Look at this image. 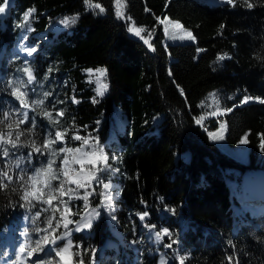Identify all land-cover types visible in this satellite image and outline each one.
I'll return each instance as SVG.
<instances>
[{
  "label": "trees",
  "instance_id": "1",
  "mask_svg": "<svg viewBox=\"0 0 264 264\" xmlns=\"http://www.w3.org/2000/svg\"><path fill=\"white\" fill-rule=\"evenodd\" d=\"M224 1L222 6H213L206 0H14L0 40L12 46L21 14L34 10L29 41L37 45V54L30 66L48 68L50 62L52 76L44 80L34 101L36 123L20 126L0 121V133L16 141V133L21 132L17 147L28 152L51 142L45 149L48 161L55 163L48 169L47 161L43 171L44 182L50 181L51 188L44 186L47 194L41 202L36 198L41 206L44 199L54 198L59 186L54 131L65 132L70 149H80L71 179L75 182H70L64 199L74 223L58 228L55 222V232L72 234V241L81 245L84 264L97 257L106 233L101 219L91 224L92 238L80 233L86 227L84 203L99 214L102 210L77 187L78 174L91 169L83 157V140L72 137L103 143L111 130L115 141L108 151V174L116 176L112 181L119 187L120 209L113 217L114 229L123 241L131 239L132 227L141 229L143 236L147 232L151 221L140 219L144 207L151 215L167 207L188 223L180 236L191 249L185 264H264V214L241 220L242 211L235 216L230 205V190L235 197L246 194L241 187L247 172L264 173V0ZM118 11L122 16H117ZM73 16L75 23H61ZM51 22L62 27L61 32L50 31ZM165 22H178L191 33V40L165 43ZM130 28L143 31L137 36ZM221 56L224 59L219 60ZM19 67V60L5 52L0 76L6 86L3 89L0 84V105L3 93L9 101L13 99L9 87ZM88 69L106 71L105 95L95 96L86 84L83 73ZM214 91L223 103L220 116L197 123L200 104ZM45 93L59 98L63 115L57 114ZM245 97L249 102L241 103ZM115 108L126 118L123 132L111 122ZM220 123L229 147L246 138L247 163L232 159L210 140L209 131ZM52 173L57 179H51ZM19 198L17 191L0 188V220ZM13 207L18 213L17 206ZM47 215L42 210L39 222L53 230L55 220ZM64 216L70 215L64 211ZM145 263L152 264L149 259Z\"/></svg>",
  "mask_w": 264,
  "mask_h": 264
},
{
  "label": "rangeland",
  "instance_id": "2",
  "mask_svg": "<svg viewBox=\"0 0 264 264\" xmlns=\"http://www.w3.org/2000/svg\"><path fill=\"white\" fill-rule=\"evenodd\" d=\"M31 15V14H30ZM25 19V17H24ZM25 25L23 27V34L26 32L31 31V27L29 25V17L27 21H24ZM176 23L173 22H165V28H164V34H165V40L164 42H177V41H189L191 40L188 34L182 29V28H176L175 27ZM49 30L52 31L53 29H56L59 32H61V28L58 24L55 23H50L48 25ZM45 31L42 34V37H45L46 35ZM29 46H27L25 43L23 44H18V55L20 54H25L27 53L26 49H28ZM89 70V69H88ZM84 71V76L86 80V84L90 85L92 87V91L97 97H101L106 94L107 89H108V84L106 80V74L101 76L100 73H98L96 70H92L90 73L89 71ZM106 73V71H105ZM99 78V80H98ZM107 85V89L104 90L102 88V85ZM101 89L103 91V95H97V89ZM244 100V99H243ZM24 107H22L23 110ZM200 108L202 110L201 114V122L200 124H203L206 120L212 119L216 116H220L219 114L221 113L223 109V103L221 101V97L219 92L214 91L210 92L206 95L202 103L200 104ZM22 113V112H21ZM215 113V114H213ZM158 120V119H157ZM111 122L113 126L119 131L122 132L123 128L125 125H127L126 118L122 111L119 108H115L113 111V115L111 114ZM155 123V121H154ZM222 123H220L215 130L209 131V138L210 140L216 144V146L219 148V150L223 151L226 155L237 159L238 161L242 163H247L248 157V148L246 147L245 143H238L235 147H229L225 143V139H213L211 138L212 134H219L220 132L223 133V137L225 136V128ZM147 136V135H146ZM56 142L59 141L55 139ZM115 141V135L114 132L111 131L109 132V137L106 139L105 142L102 144H99L96 141H89L90 144H95L98 143L99 147L103 149V154L107 155L106 149H108V146L111 142ZM77 151H73L72 154L70 155V159L65 162V159H62L61 161V166L63 172H67L68 177H72L76 174L75 170L73 169V162L76 158ZM83 157L89 164V167L91 168L90 172L87 173H80L78 174L77 178H80L79 182H81L84 178V183L85 187H83V190L85 193H89L87 196V199L91 200H99L101 204L103 205L101 207L102 212L105 210V218L107 220L108 228L111 232L112 238L108 239L107 242L111 243L114 245V243L118 246H122L124 248V251H127L130 249L132 252H137L139 255V250L135 246V243L133 241H128L125 246L118 241L117 235L118 233L115 231L114 232V224L113 220H111V207L110 203L105 200V196L103 195L106 190L103 187V183H109L111 187L107 190V194L109 195L110 190L113 188L112 184V179L115 178V175L107 173L110 172L109 167L105 168L103 175H102V180L103 183L101 184V189L98 191L96 190V187L99 185L95 183V181L92 180V174L95 172L96 168L102 167L103 165L97 161V156L92 155V149H90L88 146L85 145L84 150H83ZM254 173H258V175L264 177V173L259 170L253 171ZM99 174V173H97ZM253 176L252 172L251 174L246 173L245 174V179L244 182L242 183L241 189H246L245 193H252L254 191L252 186H247V183L249 182V179H251ZM41 180V178H40ZM203 180V178H200L199 181ZM224 180V176H223ZM68 181V180H67ZM65 182L63 185V192L64 189H66L68 182ZM263 187L260 188L262 190ZM61 188H59V191ZM65 193V192H64ZM112 196V194H110ZM47 204H49L47 202ZM57 210L58 212L61 213L62 209L67 210L66 207H62L60 204H57ZM147 212V216L144 217L147 218L149 215V211ZM155 215V218H157V225L156 226H149L148 227V232L147 235L143 237V242L147 244V246L153 247V255L155 260V264H161V260H165L167 264H184L185 260L187 259L188 256V251L187 249L182 245V243L179 240V237L182 235L183 231L188 228V223L185 222L183 219L179 218L178 216H175V214L172 212L171 209L168 208H162L158 212H153ZM88 215L90 219L92 220L93 218H96L97 216L93 212H88ZM60 223H68L71 221V219L66 220L64 217H60ZM30 223L29 221L25 222L24 228H29ZM163 229H168L169 234L167 236H164L163 234L161 235V238L159 240L156 239V233L159 231L162 233ZM37 232H39L37 230ZM140 233V232H139ZM114 236V240L110 242L109 240H112ZM134 238L136 240L140 239L138 233L135 231L133 232ZM47 237V240L49 241L48 243H45L43 238ZM37 241H40L39 245L36 244V247H34L32 254L33 256L36 255V260H38L37 264H44L49 260V264H72L73 263V251L75 250V244L71 241V236L67 235L65 237H60V239H57L55 235H53L52 231H47V233H42V235H39L36 237ZM52 240H55L56 242L53 244L51 243ZM69 241H71V244H69ZM176 241L175 244L172 242ZM142 244V242H141ZM171 244L172 247H166V245ZM19 246L25 245L29 246L26 242H19ZM38 248L41 249V252L39 254ZM65 249L63 252H60V254H57L59 249ZM94 264H97L95 262Z\"/></svg>",
  "mask_w": 264,
  "mask_h": 264
},
{
  "label": "snow or ice",
  "instance_id": "3",
  "mask_svg": "<svg viewBox=\"0 0 264 264\" xmlns=\"http://www.w3.org/2000/svg\"><path fill=\"white\" fill-rule=\"evenodd\" d=\"M85 2L87 3L88 0H85ZM227 2L231 4V3H233V0H227ZM9 3H10V0H4V4L0 5V14L5 13V11H6V7L8 6ZM95 7L100 8V11H101V12H104V9H103L102 7H100L99 4L95 5ZM248 7L251 8V7H252V4H248ZM32 11H34V10H31V9H30L28 12L25 13V21L28 20V17L30 16V14H31ZM117 16H118V17L122 16V13L118 11V12H117ZM76 18H77L76 16H73V17H71V18H69V17H65L64 20L61 21V23H63L64 25L67 26V25H69V24H71V23H75V22H76ZM165 19L167 20L168 18L165 17ZM175 27H176V28H181L182 26L177 22V23L175 24ZM129 31H134L135 34H136L137 36H139L140 33L143 31V29H142V28H141V29L130 28ZM188 36L190 37V36H191V33H188ZM145 43H148V41L145 40ZM26 51H27L28 55L31 56V55L36 51V49H35V48H28V49H26ZM218 59H219V60H222V59H224V57L221 56V57H218ZM25 71H26L27 74H28V81H27V83L30 84V83H32V81H33V75H32V73H31L30 70L25 69ZM88 71H89L90 73L92 72L91 69H89ZM96 71H97L98 73H100L101 76H103V75L106 74V73H105V70H103V69H97ZM98 80H99V78H98ZM102 88H103L104 90H106V89H107V85H106V84H105V85H102ZM18 91H19V87H14V89H13L14 94H16ZM48 95H49L48 93H45V96H48ZM97 95H103V91H102L101 89H99V88L97 89ZM18 98H19V96H18ZM249 99H250L249 97H245L244 100L241 101V103H247ZM72 102H73V103H76L75 100H73ZM93 102H95V101H93ZM261 102L264 103V100H262ZM41 103H42V101H41ZM21 104H22V105L24 104V101H23V100L21 101ZM227 111H231V109H228ZM213 114H215V113H213ZM5 115L7 116V114H5ZM23 115H24L25 119H27V115H28V114L25 112ZM46 115H47V113H46ZM59 115H63V113L61 112V113H59ZM20 122L23 123L24 121L21 120ZM196 122H197V123H200L201 121H200V120H197ZM33 123H34V121H33ZM223 127H224V126H222V128H223ZM21 135H22L21 132H17V133H16V141L19 140V138H20ZM72 138L75 139V140H83V144L86 145V146H88L90 149H92V155L97 156V161H98L99 163H101L103 166H102V167H99V168H96L95 172H93V174H92V180L95 181V183H97V184L103 183L102 175H103V172H104L105 168L108 167V163H107V162H108V157H107L106 155L103 154V149H101V148L99 147V144H98V143L90 144L88 138L81 137L80 135H75V136H73ZM211 138H213V139H223L224 137H223V133L220 132L219 134H212ZM2 139H3V138L0 137V140H2ZM56 139H57V140H61V139H62V133H61V132H56ZM261 139H262L261 149L264 150V136H262ZM16 141H11V144H12V147H13V148H16V147H17V143H16ZM246 142H247V141H246V138H242L241 141H240V143H242V144H243V143H246ZM3 143H9V141H3ZM50 143H51L50 141H45V143H44V147H45V148H48ZM33 144H35V141H33ZM34 151H36V152H41V149L37 147V148H34ZM60 151H61V152H64V151L73 152V151H80V149H63V148H61ZM3 155H4V157H8V156H9V150H8L7 148H5V149L3 150ZM31 155H32V154L29 153V159L31 158ZM52 155L55 156L56 153L53 152ZM65 162H67V157H65ZM54 163H55L54 160H49V161H48V169H51V168H52V165H53ZM16 167L19 168V163L16 164ZM43 171H44V168H42V167H41V168H36L35 171H34V175H29V176L27 177V181H31V180L36 179V177H37L41 172H43ZM97 173H99V174H97ZM2 175L5 176V177H7V179H8L9 181L12 180V177H11V176H8L7 172L3 173ZM63 175H64L65 177H67V176H68V173L65 171V172H63ZM19 179L23 182L21 186H24V185L27 184V181L24 180V177H23V176L19 177ZM51 179H57V176L55 175V173H52V174H51ZM70 182H75V181H70ZM7 186H8V185L3 184V181L0 180V187H7ZM46 186L49 187V188H51L50 181L47 183ZM77 187H78V188H80V187H85V184L77 183ZM103 187H104V189L106 190V192L103 194V195L105 196V200H106V201H110L112 197H111L110 195L107 194V190L111 187V185H110L109 183H103ZM60 188H61V190H60V194H61V196H63V195L65 194V193L63 192V190H62V189H63V182H61V186H60ZM70 191H71V190H70ZM28 195H29V193H28V191H27V188H25L24 195L21 197V199H25V200H27ZM88 195H89V193L86 192L84 198L86 199ZM78 198H79V197H78ZM48 203L51 204V200H49ZM62 203H63V201H62ZM21 207H23V205H21ZM37 215H39V213H37ZM97 215H99V214L97 213ZM145 216H147V212H145V213H143V214H140V219L143 220ZM113 219H114V217H113ZM48 223H49V225H51V219H49ZM85 226H87V227H91V223L89 222V223L86 224ZM65 227H67V225H65ZM76 230L79 231L80 228L78 227ZM53 231H55V229H53ZM162 234H163L164 236H167V235L169 234V230H168V229H163V230H162V233L158 231V232L156 233V239L159 240V239L161 238V235H162ZM25 235H27V233H25ZM57 239H60V237H57ZM43 240H44L45 243H48V242H49V241L47 240V237H44ZM55 242H56L55 240H52V241H51V243H53V244H54ZM39 243H40V241H37V244H38V245H39ZM172 243L175 244L176 241H173ZM69 244H71V241H69ZM166 247H172V245L169 244V245H166ZM64 250H65V249H63V248L59 249V251H58L57 254H60V252H63ZM20 251H21V253L24 252V246H21ZM29 255H31V253H29ZM230 259H231V257H229V260H230ZM80 264H83V260H81ZM161 264H167V262H166L165 260L162 259V260H161ZM181 264H182V262H181Z\"/></svg>",
  "mask_w": 264,
  "mask_h": 264
},
{
  "label": "water",
  "instance_id": "4",
  "mask_svg": "<svg viewBox=\"0 0 264 264\" xmlns=\"http://www.w3.org/2000/svg\"><path fill=\"white\" fill-rule=\"evenodd\" d=\"M149 52H153V50L151 48L148 49Z\"/></svg>",
  "mask_w": 264,
  "mask_h": 264
},
{
  "label": "bare ground",
  "instance_id": "5",
  "mask_svg": "<svg viewBox=\"0 0 264 264\" xmlns=\"http://www.w3.org/2000/svg\"><path fill=\"white\" fill-rule=\"evenodd\" d=\"M223 113V112H222ZM233 159V158H232Z\"/></svg>",
  "mask_w": 264,
  "mask_h": 264
}]
</instances>
